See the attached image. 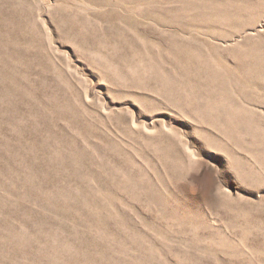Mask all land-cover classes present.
Masks as SVG:
<instances>
[{
	"label": "rangeland",
	"instance_id": "obj_1",
	"mask_svg": "<svg viewBox=\"0 0 264 264\" xmlns=\"http://www.w3.org/2000/svg\"><path fill=\"white\" fill-rule=\"evenodd\" d=\"M0 264H264V0H0Z\"/></svg>",
	"mask_w": 264,
	"mask_h": 264
}]
</instances>
